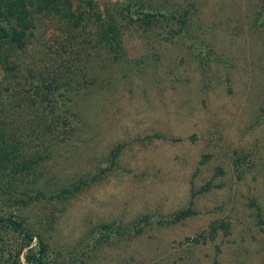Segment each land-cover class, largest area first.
<instances>
[{
  "label": "rangeland",
  "instance_id": "374dc122",
  "mask_svg": "<svg viewBox=\"0 0 264 264\" xmlns=\"http://www.w3.org/2000/svg\"><path fill=\"white\" fill-rule=\"evenodd\" d=\"M71 2L69 18L33 14L21 48L0 41V147L17 145L0 216L31 234L20 248L1 222L0 264H30L39 241L62 264H263L262 1ZM106 21L117 56L98 38ZM209 179L195 212L169 221Z\"/></svg>",
  "mask_w": 264,
  "mask_h": 264
},
{
  "label": "trees",
  "instance_id": "16d2710c",
  "mask_svg": "<svg viewBox=\"0 0 264 264\" xmlns=\"http://www.w3.org/2000/svg\"><path fill=\"white\" fill-rule=\"evenodd\" d=\"M85 1L87 4H91L92 2V0H85ZM261 1L263 5L262 17H264V0ZM71 4H72L71 0H0V41L5 40L8 47L21 48L24 45V37L28 32L27 30L29 29V27L33 26L34 24L32 18L33 14L42 13V12L45 13L54 12V13L67 15V17L69 18L72 16L70 15L72 12L69 10ZM157 14L158 12H156L155 10L144 11L143 17L141 18L144 21V23H148L149 20L153 19ZM168 16H171L173 18L176 17L177 20L181 21L180 15L175 16L174 13H170ZM98 35H99L98 37L99 40H103L107 44V48L117 56V52L120 51V45L116 40L117 32L113 28V25L109 21H106L102 25V28L98 32ZM41 82H43V80H41ZM155 135L158 134L156 133ZM16 146H17L16 143H13L9 147L6 146L7 149L6 148L3 149L2 147H0V168L5 167L7 165L6 163L11 160L9 152H12L14 150V147L16 148ZM119 147L120 144L117 143L112 148L110 152V157L113 158L116 156ZM205 158L206 155L203 154L200 161H203ZM31 161L32 159L29 158L23 160V162L19 160V162L17 161L13 165L14 169L17 170H20L22 168L27 169L28 165L26 163L27 162L30 163ZM101 170H103V168H101ZM215 172H221V167L216 166ZM97 176H99V174L94 175V177ZM86 183H88V180L78 178L77 180L72 181L68 185L59 188L53 194V196L61 199L66 196H72L79 190V188L84 186ZM217 185L218 183H213L209 179L195 188L191 187L189 203L185 207H182L172 212L169 215L168 220L174 222L188 214L194 213L195 210L191 206L192 196L197 192L207 190L210 186H217ZM37 193H39V190H37ZM19 201H22V199H19ZM257 218L259 222L263 224L264 227V217L260 213H258ZM160 220L162 219H157V222H161ZM1 222L9 225L21 237L22 241L19 245L20 248L22 246L29 244V241L31 239V234L23 228L20 221L13 219L9 216L8 217L0 216V223ZM138 224L139 223L137 221H134L131 225H128L124 228L127 231L136 232L141 228L140 226H138ZM215 229H216V225H212L210 229L211 231L210 236L213 235ZM202 237L204 238V235H202ZM43 247L44 246L42 242L39 241L38 248L35 249V251L26 253L25 259L30 264H62L56 262H49L45 260L42 256Z\"/></svg>",
  "mask_w": 264,
  "mask_h": 264
}]
</instances>
